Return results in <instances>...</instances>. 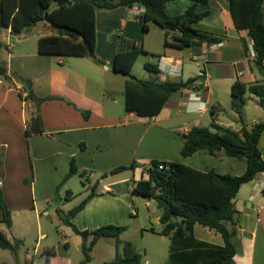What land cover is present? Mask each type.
<instances>
[{
    "label": "crops",
    "instance_id": "1",
    "mask_svg": "<svg viewBox=\"0 0 264 264\" xmlns=\"http://www.w3.org/2000/svg\"><path fill=\"white\" fill-rule=\"evenodd\" d=\"M192 4V0L173 1L168 4L167 13L170 16L181 15ZM262 9L264 21V4ZM134 10L96 8L95 54L97 60L103 64L91 57L55 58L40 54L39 39L52 34L46 26L37 25L30 33L20 36H13L10 28L0 29V40L4 44L0 50V64L7 66L9 77L7 81L0 78V188L12 213V228L13 212H22L26 208V201L22 203L21 200L26 197L28 189L34 194L38 181H48L51 163L57 176H63L68 173L70 161L74 158L78 168L85 171L86 178L89 179L87 189L98 182L97 194H113L97 195L73 218L72 223L80 231L94 230L109 224H129V198L131 195H137L133 191L134 182L148 179L143 169L148 167L152 160L180 162L202 172L214 170L219 174L234 176H241L246 171L244 161L230 158L224 151L214 155L207 151H198L183 158L181 149L185 141L184 136L198 123H189V127H183L181 136H176L171 128L149 124L145 121L146 117L127 112L125 86L128 78L113 72L112 67L120 47V36H127L146 52L147 62L158 64L159 59L153 57L154 52H157L158 55L182 64V74L167 76V81L185 82L190 78L203 76L197 81H203L205 86H201L199 90L183 89L174 93L157 117L167 110L168 118H174L182 109L188 116L202 115L209 111L210 106L212 114L217 115V110L223 106L219 96L231 95V86L236 80L246 84H264V74L253 64V60L249 59L243 46L242 39L248 38L247 31L237 30L225 0H208L207 3H200L197 10L209 11V15L195 24V27L221 38V43L214 44L215 48L206 45L202 48L185 49L165 47V39L171 42L175 33L161 34L158 42L152 44L149 39L150 25L147 32L141 31L142 24ZM139 40H142V43H139ZM152 47L160 51H153ZM205 49L208 50L207 58L199 65L196 57ZM146 73L142 79L135 77L141 80L154 78L149 71ZM16 75L32 82V91L37 98L59 97L44 102L40 107L46 131L44 134L27 135V121L34 111L35 104L19 97L23 86L15 79ZM159 77L157 76L158 80ZM211 84L214 89H210ZM97 88L111 92L117 95V98H106L101 103L93 92L94 89L97 91ZM196 95L200 97L199 100H195ZM23 96L25 97V94ZM81 111H89L88 118H84ZM212 117L218 124L233 130H240L243 124V120L238 118L232 119L231 123H225L215 115L211 116V120ZM255 123L258 121L247 125ZM261 135L259 149L264 159V133ZM134 147L141 148V152L134 153ZM102 148H110L112 153L95 157L94 152ZM88 157L94 162L92 167L129 165L133 159L137 167L98 181L89 173L91 169L86 162ZM262 185L264 174L258 175L256 179L241 187L234 204L237 210L234 218L236 224L226 223L227 229L235 231L232 241L236 248V264H264ZM160 216L156 218L157 223H160ZM1 217L0 210V219ZM1 225L3 224H0V229ZM198 226L194 227L196 237ZM207 230L213 231L220 240L203 241L215 245L223 244L220 234L215 230ZM154 233L160 235L158 231ZM160 236L166 239L163 241H167L169 258L170 241L167 237ZM170 264H173L171 260Z\"/></svg>",
    "mask_w": 264,
    "mask_h": 264
},
{
    "label": "trees",
    "instance_id": "2",
    "mask_svg": "<svg viewBox=\"0 0 264 264\" xmlns=\"http://www.w3.org/2000/svg\"><path fill=\"white\" fill-rule=\"evenodd\" d=\"M177 0H0V29L10 28L13 36L26 35L37 25L46 26L52 34L39 39V53L51 57H91L100 64L95 54V10H114L118 8H143L139 16L142 31L147 32L153 24L164 30L166 35L173 32L172 41L165 39V47L173 46L180 49L211 47L221 43V38L201 31L195 24L204 20L209 11L199 12L200 3L208 0H192L193 4L181 15L170 16L167 13L169 3ZM226 7L232 16L237 30L247 31V39H242L243 46L249 57V45L253 44L255 57L253 64L264 74V0H225ZM4 44L0 40V50ZM146 52L131 41L127 36H120V47L116 54L113 72L127 79L125 86V110L134 112L141 117L154 118L163 110L169 98L183 89H193L198 78L187 81L160 82L161 74L158 64L145 63L144 68L154 75L152 80H141L132 74L133 67L141 54ZM159 59L161 55H153ZM6 65L0 64V78L7 81ZM23 88L19 97L25 101L34 102V111L27 121V135L44 134L41 105L59 97L49 96L37 98L32 91V82L18 75L15 76ZM232 87V107L240 120L247 103L246 94L258 97L264 104V84H246L236 80ZM199 89V88H198ZM25 94V97L23 96ZM88 118L89 111H81ZM215 115V113H214ZM213 116V114H212ZM240 130H233L212 120L208 127L193 126L186 134L181 156L187 158L198 151H207L214 155L224 151L230 158H237L246 164V171L241 176L219 174L214 170L202 172L180 162L152 160L143 169L148 179L134 182L133 191L137 195L154 199L161 210L159 222L160 235L167 237L169 244V259L173 264H236L234 257L236 248L232 238L234 230L227 229L226 223H235L237 210L235 200L241 187L264 174V159L259 149L261 134L264 133V122L251 126L242 121ZM164 165L160 169V165ZM137 167L136 162L130 166H119L103 174L102 178ZM80 175L86 187L89 179L86 172L76 165L72 158L65 181L74 175ZM97 184L91 188L89 195L76 207L62 217L64 224L82 237L84 263L90 261V253L101 238L119 239L126 232L123 225H104L98 229L80 231L73 223V218L97 195H113L111 192L97 194ZM61 186L58 187V190ZM73 192L68 191L66 199L70 200ZM0 224L8 230L12 228V213L0 188ZM197 225L220 234L223 244L215 245L195 236ZM153 231V230H152ZM8 240L0 229V248L10 250L17 255L18 244ZM106 264H143L141 256L136 254L130 243L124 244L123 256Z\"/></svg>",
    "mask_w": 264,
    "mask_h": 264
},
{
    "label": "rangeland",
    "instance_id": "3",
    "mask_svg": "<svg viewBox=\"0 0 264 264\" xmlns=\"http://www.w3.org/2000/svg\"><path fill=\"white\" fill-rule=\"evenodd\" d=\"M151 33L149 39L152 44L158 42L161 34L165 31L159 27L150 24ZM142 31V27H141ZM142 43V40L138 41ZM159 45V43H158ZM153 51L158 48L152 47ZM153 55H158L154 52ZM148 61L146 54H141L137 59L132 74L141 78L147 74L144 64ZM93 67H96L92 61H89ZM188 62L186 61L185 64ZM97 68V67H96ZM210 89H214L211 84ZM94 94L103 103L104 99L117 98V95L97 88L93 90ZM222 101V108L217 110L220 121L231 123L232 119L239 118L233 111L232 96L229 94L219 96ZM197 100V99H195ZM247 103L243 111L244 124H251L253 121H264V104L254 95L246 94ZM214 98H212V103ZM119 102H117L118 104ZM213 105V104H212ZM263 106V107H262ZM212 106H210V109ZM208 109L202 115H185L183 109L174 118H168L167 110L160 117H154L149 120V124H155L158 127L171 128L176 136H181L184 126L189 127V123H198L195 126L208 127L211 121L212 110ZM117 110V108H115ZM214 115V114H213ZM109 149V150H108ZM134 153L139 154L141 148H133ZM111 154L110 148H102L94 152V156H103ZM143 155V154H142ZM52 161V160H51ZM50 161V163H51ZM135 161V159L131 160ZM88 167L91 169L95 180H100L103 174L108 173L119 166H130L132 163L119 164L116 166H93L94 162L88 157ZM48 167V166H46ZM45 167V168H46ZM50 176L47 182L38 181L35 193L30 189L26 197L21 200L26 201V208L22 212L14 213V227L8 230L5 225L1 229L6 234L9 241L18 244L17 255L10 250L0 248V264H83L84 253L82 251L83 239L77 235L71 227L64 224L62 217L67 212L79 205L91 192L83 186V179L80 175H74L65 181L66 175L57 176L54 167L50 166ZM131 171V170H130ZM130 171L127 173L130 174ZM69 172V170H68ZM132 177V176H130ZM60 189L58 190V187ZM40 188V190H39ZM42 193H41V192ZM73 192L70 200L66 199L67 192ZM118 196V195H116ZM61 202H55L56 199ZM131 219L125 233L119 239L101 238L90 253V261L86 264H106L113 261L117 255L123 256L124 244L130 243L133 251L141 256L143 264H170L168 258V244L166 239L154 231H161V224L157 223L156 218L161 215V210L157 207L156 201L141 195H131L129 198ZM135 213V214H133ZM138 214V215H137ZM153 230V231H152ZM197 237L201 240L219 241V237L214 235L213 231L203 229L198 226L196 229Z\"/></svg>",
    "mask_w": 264,
    "mask_h": 264
},
{
    "label": "built area",
    "instance_id": "4",
    "mask_svg": "<svg viewBox=\"0 0 264 264\" xmlns=\"http://www.w3.org/2000/svg\"><path fill=\"white\" fill-rule=\"evenodd\" d=\"M134 14L139 17L144 13V9L143 8H139V7H134ZM212 48H215L216 46L212 45ZM207 54H208V50H204L202 51V53L200 55H198L196 57L198 64H203L202 62L205 61V59L207 58ZM255 57V53L253 50V44L251 43L249 45V59H253ZM158 67L159 70L161 72V74L159 75V81L160 82H165L166 81V77L167 76H176V75H180L183 72V68H182V64L178 61L172 60L170 58H167L166 56H161L159 58L158 61ZM195 90H199L198 88H200L201 86H205L203 81H195L192 85ZM196 99L199 100L200 97L198 95H196ZM150 118L146 117L145 121L149 122ZM164 167V165H160V169H162ZM264 188V185H262Z\"/></svg>",
    "mask_w": 264,
    "mask_h": 264
},
{
    "label": "water",
    "instance_id": "5",
    "mask_svg": "<svg viewBox=\"0 0 264 264\" xmlns=\"http://www.w3.org/2000/svg\"><path fill=\"white\" fill-rule=\"evenodd\" d=\"M55 202H61V199L60 198L59 199H56Z\"/></svg>",
    "mask_w": 264,
    "mask_h": 264
}]
</instances>
